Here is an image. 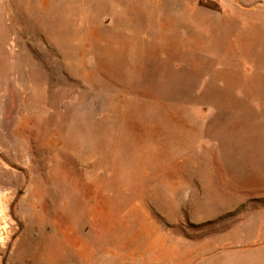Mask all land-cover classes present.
<instances>
[{
    "label": "rangeland",
    "instance_id": "obj_1",
    "mask_svg": "<svg viewBox=\"0 0 264 264\" xmlns=\"http://www.w3.org/2000/svg\"><path fill=\"white\" fill-rule=\"evenodd\" d=\"M37 1L0 0V264H264V0Z\"/></svg>",
    "mask_w": 264,
    "mask_h": 264
},
{
    "label": "built area",
    "instance_id": "obj_2",
    "mask_svg": "<svg viewBox=\"0 0 264 264\" xmlns=\"http://www.w3.org/2000/svg\"><path fill=\"white\" fill-rule=\"evenodd\" d=\"M5 226L4 223L2 222L1 223V226H0V238H4V231H5Z\"/></svg>",
    "mask_w": 264,
    "mask_h": 264
},
{
    "label": "crops",
    "instance_id": "obj_3",
    "mask_svg": "<svg viewBox=\"0 0 264 264\" xmlns=\"http://www.w3.org/2000/svg\"><path fill=\"white\" fill-rule=\"evenodd\" d=\"M39 1H41V2H39ZM39 1H37V2H39V3H41V5L43 4H45V1H47V0H39ZM44 7L42 6V7H40V9L42 10Z\"/></svg>",
    "mask_w": 264,
    "mask_h": 264
}]
</instances>
